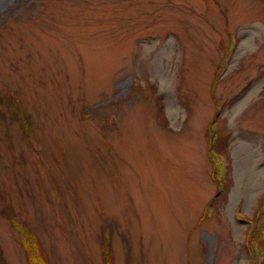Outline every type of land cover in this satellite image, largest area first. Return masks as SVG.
I'll list each match as a JSON object with an SVG mask.
<instances>
[{"label": "rangeland", "instance_id": "1", "mask_svg": "<svg viewBox=\"0 0 264 264\" xmlns=\"http://www.w3.org/2000/svg\"><path fill=\"white\" fill-rule=\"evenodd\" d=\"M263 223L264 0H0V264L19 228L41 264H264Z\"/></svg>", "mask_w": 264, "mask_h": 264}, {"label": "trees", "instance_id": "2", "mask_svg": "<svg viewBox=\"0 0 264 264\" xmlns=\"http://www.w3.org/2000/svg\"><path fill=\"white\" fill-rule=\"evenodd\" d=\"M156 101H158L159 106H160V100L157 97H156ZM6 103L8 104L7 106H11V108L14 110V113L16 114L15 117H16L17 121L20 123V126L22 127V129L25 130V131H28V128H29V124H28L29 118H25L24 117L25 114L23 112H21L19 109L16 108L15 103L13 102V100H12L11 97H9V99L6 98ZM161 111H162L161 109L160 110L158 109L157 112H155V114L157 116H161V118L163 119L164 117L162 116V112ZM226 152L227 151H224V153H226ZM213 173H214V179H215V175L217 173L216 172V169H214ZM242 219L245 222H247V223L249 221H251L246 216H243ZM13 225L15 227L18 226V224L16 222H14ZM19 231H20L21 235L23 236V242L25 241V243H22L23 246L24 247L25 246H28V245L30 246V247L28 246L29 249L26 247L27 248L26 253L28 254L27 258L30 261V264H41V263H36L35 262V260H38V261L43 262V259L40 258V255L36 254L35 246L32 243L33 240L30 237H24V234H23V232H22V230L20 228H19ZM104 232H105V234H106V232L109 233V230L105 229ZM255 233L256 234L247 236V238H249L250 241H257L258 244L261 245L262 244V241L264 240V223L255 230ZM108 237H109V235L106 237V239ZM247 249H248V252L250 253L249 246H247ZM110 251H111L110 250V247L108 248V246L107 247H105V245L103 246V256H104V262H105V264H111V262H110L111 261V258H110L111 252ZM250 264H252V259H251V263Z\"/></svg>", "mask_w": 264, "mask_h": 264}]
</instances>
